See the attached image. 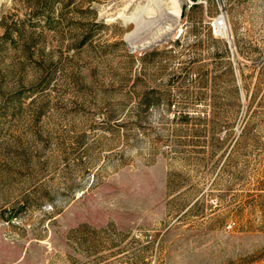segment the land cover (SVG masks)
Masks as SVG:
<instances>
[{"label":"rangeland","instance_id":"374dc122","mask_svg":"<svg viewBox=\"0 0 264 264\" xmlns=\"http://www.w3.org/2000/svg\"><path fill=\"white\" fill-rule=\"evenodd\" d=\"M179 1L0 0V264H264V0Z\"/></svg>","mask_w":264,"mask_h":264},{"label":"trees","instance_id":"16d2710c","mask_svg":"<svg viewBox=\"0 0 264 264\" xmlns=\"http://www.w3.org/2000/svg\"><path fill=\"white\" fill-rule=\"evenodd\" d=\"M48 1L45 2H40L39 4H41V8H45V10L50 9L49 5H48ZM43 6V7H42ZM18 32L20 33V31L18 30ZM9 35V33L6 34V36ZM22 36V34H20ZM23 37V36H22ZM216 45H218V51L215 53V60H217V64H218V69L219 71L224 72V75H229V76H233L234 75V66L233 63L231 62V50L229 48V45L224 42V41H220V42H214Z\"/></svg>","mask_w":264,"mask_h":264},{"label":"bare ground","instance_id":"6f19581e","mask_svg":"<svg viewBox=\"0 0 264 264\" xmlns=\"http://www.w3.org/2000/svg\"><path fill=\"white\" fill-rule=\"evenodd\" d=\"M154 1H156V7L159 10H161L162 12H165V9H164L165 4H164V2L167 1V3L171 6L170 9H168V10L172 11L171 14H173L175 20L179 21L181 19L182 9H181V5H180V1L179 0H154ZM148 20L144 18L143 13H140V25L145 26V24H149L150 22ZM227 31H228V26L225 29L221 30L220 32L226 33ZM133 48L136 49L135 46Z\"/></svg>","mask_w":264,"mask_h":264},{"label":"built area","instance_id":"2783aa9c","mask_svg":"<svg viewBox=\"0 0 264 264\" xmlns=\"http://www.w3.org/2000/svg\"><path fill=\"white\" fill-rule=\"evenodd\" d=\"M227 27L226 14L221 12L220 15L214 19L213 29L220 32Z\"/></svg>","mask_w":264,"mask_h":264}]
</instances>
